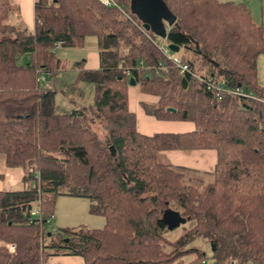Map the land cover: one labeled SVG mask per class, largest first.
Instances as JSON below:
<instances>
[{"label":"trees","instance_id":"obj_1","mask_svg":"<svg viewBox=\"0 0 264 264\" xmlns=\"http://www.w3.org/2000/svg\"><path fill=\"white\" fill-rule=\"evenodd\" d=\"M162 1L175 18L166 43L188 54L180 59L189 72L178 73L119 10L98 0H33L31 31L6 22L10 0H0V155L32 182L0 191V264H44L46 248L82 264H198L206 258L195 239L208 244L213 264H264V87L256 72L264 29L242 3ZM86 36L96 39L98 67L78 68L72 85L90 82L92 103L57 112L54 89L40 87L39 77L59 69L57 41L76 47ZM21 55L27 60L19 65ZM129 77L156 98L142 105L147 115L193 129L138 132ZM207 80L221 85L218 95L205 89ZM235 88L245 95L229 92ZM88 115L103 139L86 125ZM203 149L215 157L208 182L161 159L168 150ZM60 195L87 198L103 225L63 227L58 240L46 234ZM32 207L38 213L30 217ZM168 212L187 224L175 238L166 236L179 224L163 218Z\"/></svg>","mask_w":264,"mask_h":264},{"label":"rangeland","instance_id":"obj_2","mask_svg":"<svg viewBox=\"0 0 264 264\" xmlns=\"http://www.w3.org/2000/svg\"><path fill=\"white\" fill-rule=\"evenodd\" d=\"M122 3L119 5L127 14H129L137 22L138 19L130 13L128 9V0H120ZM220 1H231L234 3H242L249 10L251 20L254 24L261 26L264 29V0H220ZM6 22H12L20 24L26 27L25 23L21 19V15L17 4L11 2L8 18ZM28 30V29H27ZM29 31V30H28ZM151 34V33H150ZM155 42L160 46H167V43L164 38L151 34ZM55 57L59 60V69L52 74L43 73V78L39 80V86L42 88L54 89V103L55 109L57 112H68L72 109H81L87 110L88 106L92 103V93L93 85L90 82L79 81L72 85L76 74L79 69H86L91 61L92 55H96L97 46L96 39L94 36H86L83 40L81 46L76 47H64L59 46L57 50H54ZM171 55L185 58L188 54L182 49H179L177 52H170ZM27 60L26 55H21L17 58V63L19 65L23 64ZM81 62L80 67L77 66V63ZM197 71V69L195 68ZM256 72H257V81L264 87V56L260 55L256 58ZM137 86L134 87V89ZM135 97L136 93L132 91H127V100L129 94ZM130 108H133L129 105ZM86 125L94 131L101 139H103L105 130L104 128L91 116H87ZM155 132V131H151ZM163 156V155H162ZM163 161L171 163V161L163 156L161 158ZM189 174L199 177L204 182L211 180V175L209 170L201 169V171H190ZM23 169L19 166L17 167H7L3 164L2 157L0 155V191H9L22 189L24 186H30L32 182L24 184L22 182ZM89 201L87 198L82 197H72L60 195L57 196L53 206V218H50L45 226V232L53 233L54 239L62 237L63 234H57V229L60 228H72L76 229L79 227L84 228H100L103 225V218L99 215L91 214L88 212ZM187 226L186 223L180 222L173 230L168 231L166 236L168 238H175L178 236L182 229ZM65 239V238H64ZM49 240V236H45L44 244ZM6 243L2 245L7 249ZM194 247L200 248L205 254V258L208 261H214L211 257L208 244L203 242L200 239H195L192 244ZM46 252L50 255H47L44 259V264H49V258L51 256H57L51 254L53 250L46 248ZM8 251V249H7ZM8 252H12L8 251ZM52 264V263H50ZM53 264H59L57 262ZM250 264V263H246Z\"/></svg>","mask_w":264,"mask_h":264},{"label":"crops","instance_id":"obj_3","mask_svg":"<svg viewBox=\"0 0 264 264\" xmlns=\"http://www.w3.org/2000/svg\"><path fill=\"white\" fill-rule=\"evenodd\" d=\"M11 2L17 4V7L21 15V19L26 25V29L31 31L33 26V7H32L33 0H10V4ZM57 49L58 48H56L55 50ZM97 67H98V55L96 53V55H92L90 64L86 69L92 70V69H96ZM134 87L135 85L128 86L127 88V91H132L136 93L135 97L131 96V93L129 94L127 100V106L128 109L131 112H133L135 115V124L138 132L149 135L155 132L182 133V132H189L193 129V124L189 121H174V120L161 121V120H156L150 115H147L142 105L143 104L154 105L156 102V98L147 95L145 93H142L138 89L137 90L134 89ZM129 105L132 106L133 108H130ZM151 131H155V132H151ZM162 155L166 156L173 165L182 166L197 171H201V169H206L210 171L214 165V160H215L214 152L206 149L192 150L189 152H183L179 150H168L162 152ZM51 218H53V215L51 216ZM55 262L59 264H82L81 258L76 255L51 256L49 258V264L50 263L53 264Z\"/></svg>","mask_w":264,"mask_h":264},{"label":"water","instance_id":"obj_4","mask_svg":"<svg viewBox=\"0 0 264 264\" xmlns=\"http://www.w3.org/2000/svg\"><path fill=\"white\" fill-rule=\"evenodd\" d=\"M128 9L138 19L144 31L166 39V27L171 26L175 18L162 0H128ZM167 48L171 52H177L179 49L172 43H167ZM128 84L134 85L132 77H129ZM163 218L172 220L173 225L183 222V219L175 212H168Z\"/></svg>","mask_w":264,"mask_h":264},{"label":"built area","instance_id":"obj_5","mask_svg":"<svg viewBox=\"0 0 264 264\" xmlns=\"http://www.w3.org/2000/svg\"><path fill=\"white\" fill-rule=\"evenodd\" d=\"M103 6L106 7H115L117 10H119L122 15L128 19L142 34H144L146 36L147 39L150 40V42L157 48V50L170 62L171 66H173L178 73H185V72H189V68L188 65L186 63H184L181 59H179L176 56H173L170 54V50L164 46H160L158 45L155 40L153 39V37H151L148 32L144 31L143 28L140 25V22H137L135 19H133L129 14H127L125 11H123V9L121 8V6L119 4H117L115 2V0H98ZM61 44V40L57 41L56 44L53 46L54 49L58 48ZM191 76L194 77L196 80L203 82V79L198 76L196 73H191ZM43 77L40 76L39 80H41ZM205 89L207 90H211L215 92V95H218V92L222 90L221 85L219 84H213L211 82H209L208 80L205 81ZM230 93L234 94V95H245L243 94L238 88L229 90ZM260 101L264 104V100ZM34 177H36V174H34ZM38 213V209L36 207H32L29 211V215L30 217H33L35 215H37ZM50 217L48 218L49 221ZM8 251H13V245L12 244H8L7 246ZM198 264H213L212 262L208 261L207 259H202L199 261ZM233 264V263H230Z\"/></svg>","mask_w":264,"mask_h":264},{"label":"bare ground","instance_id":"obj_6","mask_svg":"<svg viewBox=\"0 0 264 264\" xmlns=\"http://www.w3.org/2000/svg\"><path fill=\"white\" fill-rule=\"evenodd\" d=\"M179 49H180V48H179ZM179 49H178V50H179Z\"/></svg>","mask_w":264,"mask_h":264}]
</instances>
